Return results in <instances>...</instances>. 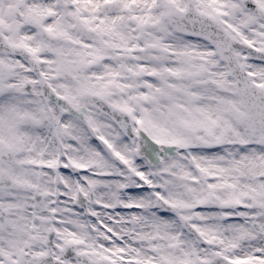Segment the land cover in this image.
<instances>
[{"label":"snow or ice","instance_id":"1","mask_svg":"<svg viewBox=\"0 0 264 264\" xmlns=\"http://www.w3.org/2000/svg\"><path fill=\"white\" fill-rule=\"evenodd\" d=\"M0 264H264V0H0Z\"/></svg>","mask_w":264,"mask_h":264}]
</instances>
